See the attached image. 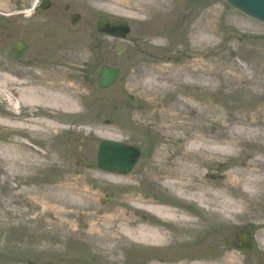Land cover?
<instances>
[{"label": "rangeland", "instance_id": "obj_1", "mask_svg": "<svg viewBox=\"0 0 264 264\" xmlns=\"http://www.w3.org/2000/svg\"><path fill=\"white\" fill-rule=\"evenodd\" d=\"M37 1L0 0V30L5 29L7 34L8 30H18L21 39L41 50L38 59L49 55L57 74L52 81L47 78V83L56 90L77 93L76 106L66 111H45L35 106L41 120L52 121L59 127L47 135L18 128L19 112L14 113L0 95V121L9 120L8 124L0 123V264H172L168 261L178 264L186 259L195 264H252L247 258L253 253L243 254L234 247L233 240L241 228H250L257 238H264V201L256 195L240 198V192L236 193L237 201L244 204V213L228 217L195 203L182 202L171 195L170 189L150 183L148 172L164 145L165 134L156 119L148 120L153 114V110H144L148 97L134 91L131 78L139 68L165 66L167 62L179 68L188 60L206 65L214 72L219 70L223 78L236 79L240 74L227 68L228 61H232L241 68L249 67L255 74L254 81L261 77L264 80V23L245 16L224 0H172L171 25L161 14H156L158 17L149 25L135 21L123 12L124 8H107L111 0H51V8L46 11L35 10ZM66 6H70V12H66ZM74 12L82 16L77 25L70 22ZM3 13L13 17L3 23ZM28 13L32 16L28 17ZM102 15L110 20L127 19L130 36L120 41L97 33L95 24ZM202 16L209 17L218 39L200 52L188 29ZM147 29L160 37H145ZM154 41L168 46L157 47L152 44ZM119 44L126 50L117 56ZM23 62L17 64L12 57L5 56L0 46V85L14 99L17 97L14 86L6 84L1 75L25 74L28 69ZM222 63L226 67L220 69ZM103 66L122 71L118 83L106 90L98 85ZM67 68L73 71L70 77L66 75ZM29 72V79L44 78L39 68L33 67ZM187 91L194 104L208 105L216 111L203 123L206 134L213 139L223 136L226 140L224 153L199 158L205 164L200 168L199 183L217 185L214 191L229 188L239 169H256L257 163L264 161L262 137L238 130L243 127L238 122L241 118L264 119V89L261 93L230 89L226 82L213 78L210 89L195 86ZM29 109V105L22 107V123H27ZM157 110L161 112L160 107ZM222 118L224 124L220 123ZM114 128L124 134L122 142L142 150L140 162L126 175H115L97 166L99 145L110 140L101 134ZM18 141L23 148L16 146ZM110 176L122 183L109 179ZM65 188L77 194V204L64 203L68 199L63 197ZM80 195L87 196L83 204ZM140 197L156 201L171 198V203L189 212L202 229L189 232L171 226L169 230L175 236L172 246H122V257L117 263L95 244L94 236L100 235V225L110 212L127 213L129 217L154 223L155 216L133 201ZM182 239L188 242H181ZM257 245L260 254L256 252L255 264H264L259 239ZM211 247L216 253L207 258L206 252Z\"/></svg>", "mask_w": 264, "mask_h": 264}, {"label": "bare ground", "instance_id": "obj_2", "mask_svg": "<svg viewBox=\"0 0 264 264\" xmlns=\"http://www.w3.org/2000/svg\"><path fill=\"white\" fill-rule=\"evenodd\" d=\"M110 3L106 5L107 8L116 10L124 8L123 12L138 22L147 24L155 21L158 17L156 14H161V18L169 22L173 19L172 0H111ZM101 9H104V7ZM216 32V28L210 23L208 16H202L200 21L189 29V33L194 39V45L200 52H203L204 47L208 46L209 43L217 41ZM152 44L157 47L167 46V44L159 41H154ZM197 49L195 50L197 51ZM228 62L227 68L239 73V78H223L222 72H219V70L214 72L209 70L206 65H196L194 62L187 60L184 66L179 68L170 66L168 62L165 66L139 68L133 73L131 81L134 83V91H140L148 97L145 99L144 110H153L152 117L148 120L155 122L156 119L160 129L165 134L164 145L158 153L155 165L148 172V181L154 185L170 189L171 195L182 202L195 203L200 207L213 209L212 211L216 214L239 217L244 213L242 209L244 204L237 201L239 199H237L236 193L240 192V198H250L256 195L264 201V161L260 160L257 167L255 166L256 169H239L240 171L232 177L229 188L225 187L226 189L222 188L214 191L217 185L199 183L200 168L205 166L199 161V158L203 155H220L224 153L226 140L223 136L213 139L206 134L207 128L203 123L208 122L211 114H215L216 111L208 105L194 104L192 100H189L192 95L187 91L195 86L210 89L212 80L215 78L220 79L221 83L226 82L230 89L262 92L264 89L262 77L254 81L253 75L255 74L249 67L244 69L237 66L235 62ZM225 67L224 63L219 65L220 69ZM55 72H53L54 75ZM1 79L6 84L10 82L17 93V98L14 99L11 93L0 85V95L11 105L13 112H18V109L21 110L23 104H29L31 110L27 123H30L29 128L34 132L41 131L51 135L52 130L59 128L52 121L40 120V112L34 110L35 106L39 105L43 108L50 107L64 111L74 109L76 106L77 93L56 90L49 86L46 78H12L10 75L2 74ZM157 107L161 108V112H158ZM21 117L22 111L18 114V118L23 121ZM260 119L261 121H252L249 118H241L238 122L243 127L238 130L241 133H256L257 137H262L264 140V119ZM223 120L225 118H222L220 123L224 124ZM8 121V119H3L0 123L8 124ZM21 121L17 123V127H26L27 123ZM251 127H254V129L250 130ZM221 128L224 127L221 126ZM101 135L114 141H119L124 137V134L115 128ZM16 146L18 148L24 147L20 141L16 143ZM108 178L113 181L116 180L113 176ZM115 182L122 183L121 181ZM123 184L129 183L124 182ZM130 184L133 183L130 182ZM15 195L21 194L16 193ZM64 196L68 197L64 203L77 204L79 200L75 192L66 188L63 190ZM86 199V195L83 197L80 195L82 204L86 202ZM170 199L164 198L158 201L154 199L146 200L144 197L133 199L137 206H141L149 211L152 216H155L154 223L129 217L127 213H108L109 216L106 218L105 223L100 225V235L94 236L95 244L104 250L107 255H111L115 259L114 261L118 263L122 257L120 256L122 246L145 245L160 248L172 246L175 236L169 230L172 228L171 226L175 230L183 229L189 232L202 229L199 221L192 219L189 212L179 208L174 202L171 203ZM121 204L130 205L127 203ZM186 236H189V233ZM181 242H188V239H182ZM261 242L264 248V238ZM173 262L168 261L167 263L174 264ZM178 264L195 263H191L186 259Z\"/></svg>", "mask_w": 264, "mask_h": 264}, {"label": "water", "instance_id": "obj_3", "mask_svg": "<svg viewBox=\"0 0 264 264\" xmlns=\"http://www.w3.org/2000/svg\"><path fill=\"white\" fill-rule=\"evenodd\" d=\"M233 8L246 14L249 17L257 19L264 23V0H225ZM97 31L107 35L116 36L121 39L125 38L130 32V28L126 20L113 22L112 24L105 18H100L97 24ZM24 52L25 46L21 43L16 44V50ZM123 51L122 46H118L117 53ZM120 75L119 70L104 67L101 70L99 84L102 88L112 86ZM140 157V150L136 147L126 146L121 143L112 141H103L99 147L98 165L102 170L110 171L116 174L129 173ZM215 252L210 249L207 256H211Z\"/></svg>", "mask_w": 264, "mask_h": 264}, {"label": "flooded vegetation", "instance_id": "obj_4", "mask_svg": "<svg viewBox=\"0 0 264 264\" xmlns=\"http://www.w3.org/2000/svg\"><path fill=\"white\" fill-rule=\"evenodd\" d=\"M51 5H52V2H51V0H49V6L50 7L45 8L43 11L49 10L51 8ZM65 10H66V12H70V10H71L70 6H66ZM17 12H19V14H20V11H17ZM73 14H75V12ZM73 14H71L70 19H71ZM1 16H2L1 22H3V23L6 20V18L13 17L12 15L5 14V13L1 14ZM6 23H8V22H6ZM7 26L9 27V25H7ZM7 32H8V34L6 33L5 29H3V31L0 30V35H1L0 36V44H1L0 46L3 49L4 55L8 56V57H12L13 60L15 62H17V64L24 61L23 63H24V65H26V68L28 70L26 71L25 74L20 72L16 76H13L12 74H9V73H4V74L10 75L12 78L24 77L26 79H29L30 74H31L29 71L31 69H33V67H35V68H39V70H41V72H42L41 74H44V75H42L44 78H46V79L48 78L50 81H52V77L54 75L53 72L56 71L55 73L57 74V70L52 68V65L50 63L51 62L50 56L45 55L44 58L38 59L37 54L39 51H41L39 48H37L35 46L32 47L31 44H29L25 40L21 39L20 35L18 33V30H13V31L8 30ZM16 42H22L27 47L26 52L24 54H21L23 56L19 57V58H16L15 52H12L10 55H7L5 53V48L9 45H14ZM19 51H22V50L20 49ZM36 63H39L41 65L35 66ZM66 70L68 72V74H66V75H68V77H70L69 74H70V71L73 72L72 69L67 68ZM59 71H60V69H59ZM35 73H37V72H35ZM23 105L28 106L29 104H23ZM29 108H30V106H29ZM41 108L44 109L42 106H41ZM30 110H31V108L29 109V116H30ZM29 118L30 117L27 116L25 120L27 121V120H29ZM28 124L30 125V123H27V125ZM246 234L249 235L253 239V246H254L252 250L248 251V252L253 253V254L248 255L249 257L247 258V260H249L252 264H255V255H256V252H258L260 249L257 246V238H256L255 232H253V230H251L250 228L247 230L245 228H241L240 232L238 233V236L236 237L235 245L243 254L247 253V251L243 249V237Z\"/></svg>", "mask_w": 264, "mask_h": 264}]
</instances>
